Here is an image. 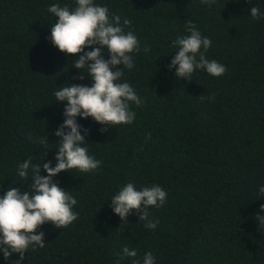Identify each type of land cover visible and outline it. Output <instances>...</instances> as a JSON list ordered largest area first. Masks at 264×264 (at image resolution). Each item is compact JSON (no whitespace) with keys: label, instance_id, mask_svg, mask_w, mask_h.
Returning <instances> with one entry per match:
<instances>
[{"label":"trees","instance_id":"trees-1","mask_svg":"<svg viewBox=\"0 0 264 264\" xmlns=\"http://www.w3.org/2000/svg\"><path fill=\"white\" fill-rule=\"evenodd\" d=\"M94 3L106 6L110 18L132 21L125 31L137 36L141 51L132 54L135 66L123 69L121 82L132 86L142 105H131L132 124L106 132L91 118L77 117L89 130L83 146L102 163L54 178L77 200L78 219L60 229L44 224L38 232L45 234V247H30L21 264H142L148 252L155 264H264V226L255 219L264 204V18L250 15L254 6L264 13L262 0ZM53 4L76 7L75 0H0V196L10 186L32 194L31 171L18 176L24 161L55 166L54 132L66 106L55 91L91 85L88 78L73 79L81 75L72 65L78 57L48 39L57 19L48 12ZM189 20L212 41L205 55L226 67L223 76L196 70L191 81L177 80L169 70L176 51L169 45L188 34ZM127 183L167 192L163 207L148 209L149 220L158 221L154 230L135 211L121 228L110 200ZM125 246L137 256L121 259ZM19 259L13 253L6 260L0 252V264Z\"/></svg>","mask_w":264,"mask_h":264},{"label":"clouds","instance_id":"clouds-1","mask_svg":"<svg viewBox=\"0 0 264 264\" xmlns=\"http://www.w3.org/2000/svg\"><path fill=\"white\" fill-rule=\"evenodd\" d=\"M216 0H201L202 4L211 6ZM249 3V0H247ZM76 7L69 9L67 5L61 7L53 4L48 12L56 17L50 27L52 45L61 53L71 57H78L72 64L74 69L80 70L81 75L74 80H91L90 86L70 84L55 91L57 102L66 104L64 108V122L54 132L58 138L59 147L55 156V166L52 162L33 164L31 159L18 165V176L25 178L29 171L32 173V183L28 191L16 186H10L0 196V252L7 260L13 253L19 254L20 259L14 264H21L27 250L31 247H45V234L38 232L44 224L50 223L56 229L65 228L78 219V213L73 211L77 200L63 189L54 178L62 172L76 169L88 173L98 169L101 161L88 155L85 136L88 129H82L77 123V117L91 118L101 125V132L118 125H130L136 117L131 105H142L141 98L127 82H121L123 69L131 70L134 65L133 53L141 51L140 41L132 31H125L132 21L119 16L110 18L106 6L94 3V0H75ZM253 19L264 18L261 7L251 8ZM184 36H178L171 41L169 47L175 49V56L171 59L169 70L175 69L177 80L191 81L196 70H204L208 75L218 78L227 69L215 59L209 60L205 53L212 46V41L202 36L196 24L189 20L185 23ZM91 48V51L85 49ZM145 53L151 47L143 49ZM104 53L109 58L104 59ZM85 72L87 75H85ZM198 98H205L201 95ZM83 132V135H82ZM150 134L148 139H150ZM42 140V144H46ZM44 171L47 175L41 176ZM259 194L264 196V186L259 188ZM167 199V192L159 185L145 186L137 190L133 183H127L110 202L112 211L120 217L122 225L127 224V218L133 211L137 212L139 222H144L147 229H155L158 221L149 220V207H163ZM264 204L255 216L259 226H264ZM120 228V229H121ZM118 229V230H120ZM38 233V234H37ZM137 251L123 248L124 257H136ZM116 264H120L119 260ZM133 264H140L134 260ZM142 264H155L151 252L145 253Z\"/></svg>","mask_w":264,"mask_h":264},{"label":"water","instance_id":"water-1","mask_svg":"<svg viewBox=\"0 0 264 264\" xmlns=\"http://www.w3.org/2000/svg\"><path fill=\"white\" fill-rule=\"evenodd\" d=\"M262 3H263V5H264V0H262Z\"/></svg>","mask_w":264,"mask_h":264}]
</instances>
